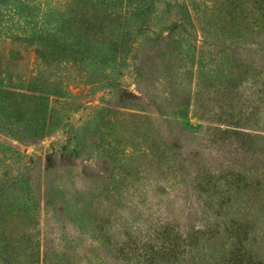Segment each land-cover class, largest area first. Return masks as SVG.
Segmentation results:
<instances>
[{"label":"rangeland","instance_id":"1","mask_svg":"<svg viewBox=\"0 0 264 264\" xmlns=\"http://www.w3.org/2000/svg\"><path fill=\"white\" fill-rule=\"evenodd\" d=\"M196 1L0 0V264H264V23Z\"/></svg>","mask_w":264,"mask_h":264},{"label":"trees","instance_id":"2","mask_svg":"<svg viewBox=\"0 0 264 264\" xmlns=\"http://www.w3.org/2000/svg\"><path fill=\"white\" fill-rule=\"evenodd\" d=\"M193 4L196 6V0H192ZM250 14L252 23L255 24L256 20H258V24L264 23V0H250ZM260 20V21H259ZM140 27V30L143 29ZM131 30L129 29L127 32H124L122 35H128V37L120 39L118 41H114L112 45H110L116 52L123 51L127 52L130 49L131 41L129 37L131 35ZM133 44V43H132Z\"/></svg>","mask_w":264,"mask_h":264}]
</instances>
